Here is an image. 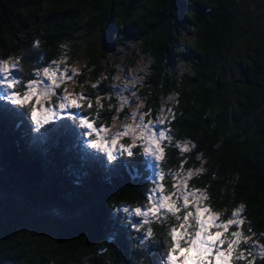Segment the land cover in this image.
Returning a JSON list of instances; mask_svg holds the SVG:
<instances>
[{"label": "trees", "instance_id": "1", "mask_svg": "<svg viewBox=\"0 0 264 264\" xmlns=\"http://www.w3.org/2000/svg\"><path fill=\"white\" fill-rule=\"evenodd\" d=\"M139 54L145 119L170 137L155 166L142 145L110 160L68 115V129L56 119L37 131L28 108L0 97V264H164L173 220L138 230L145 218L130 213L148 205L155 168L165 193L192 170L200 204L222 220L243 206L251 239L237 252L264 264L249 255L264 246V0H0V61L18 62L13 74L27 81L84 59L80 86L106 126L123 111L117 66Z\"/></svg>", "mask_w": 264, "mask_h": 264}, {"label": "snow or ice", "instance_id": "2", "mask_svg": "<svg viewBox=\"0 0 264 264\" xmlns=\"http://www.w3.org/2000/svg\"><path fill=\"white\" fill-rule=\"evenodd\" d=\"M18 67V62L0 61V97L10 101L13 105L28 108L37 131L61 114L70 116L78 121L82 128L87 129L86 135L89 137H93V133H96V137L89 141L93 149L105 152L110 160L116 159L112 150L116 147L115 138H112L111 144L107 142V138H103L104 143H98L99 133L103 129L97 128L94 122L87 117L70 111L73 108L83 107L79 101L86 97L82 93L78 94L77 99L61 96L60 102L55 105L46 107L40 104V97L55 95V88L59 87L64 79H71L69 72L73 70L61 68L58 62H53L49 67L36 70L35 76L39 77L38 79L23 81L13 74ZM34 97L36 104H32ZM120 102L123 107L129 101L126 97H122ZM37 104L40 105L39 109ZM88 107H91V104ZM38 111L47 113V115L41 119L37 115ZM131 115L134 120L138 121L136 127L141 129L145 154L157 162L163 160V150L159 145L162 140L170 139V137L165 131L158 130L151 119L145 121L144 116L138 112H133ZM159 123L162 124L164 121H159ZM130 130H134L131 125L125 126L122 134L126 135ZM123 151H126L129 156L133 155L130 146L123 148ZM182 151H189L188 146L185 145ZM199 171L202 172L203 169ZM194 174L192 170H188L186 177L174 180L171 186L172 191L165 193L162 183L164 174L160 173L156 186L147 194L148 205L143 208L137 206L134 209L135 215L145 219L138 225L132 226L139 230L151 220H173V223L169 225V241L163 253L164 264H233V260L255 264L254 260H247L242 249L237 252L241 243L247 246L251 239L244 236L240 230L244 223L241 218V213L244 211L243 206H238L233 210L230 218L222 220L219 214L212 213L210 208L200 204L201 199L207 200L206 195L200 193L198 189L188 188L187 180ZM177 175L179 176V173ZM123 211L128 213L129 209L125 207ZM182 211L183 215H180ZM231 226H236L237 230L230 232ZM153 235L152 229L147 228L146 236L152 238ZM252 250H255V254L264 261V246L253 243L250 246L249 255H252Z\"/></svg>", "mask_w": 264, "mask_h": 264}, {"label": "rangeland", "instance_id": "3", "mask_svg": "<svg viewBox=\"0 0 264 264\" xmlns=\"http://www.w3.org/2000/svg\"><path fill=\"white\" fill-rule=\"evenodd\" d=\"M61 60H63V59H61ZM147 61H148V58L145 54H139L135 64L129 65L128 63H125L124 61L121 62L120 64H118L117 67H118L119 72L122 74V76L120 78H118L117 83L114 84V86H119V87H115V91H116L117 95H115L114 98L118 100V104L116 102L115 103H116V105L119 106L120 110L123 109V111H125V108H123L124 106L123 107L121 106L120 98L126 97L129 102L126 104L127 113L122 111L121 114H119L118 117H116L114 119L113 123L110 126H106L105 124H102L101 122H99L98 116H100V115L96 114L95 109H93L92 107H88L89 104H91V106H94V104L89 99H87V100L82 99L79 101L83 105L82 108L70 109V111L74 110V111H76V113L78 115L85 116L89 120L93 121L94 125L97 128L103 129V131H101L99 133L100 139H97L98 143H104L103 138H107V142L109 144H111L112 138H115L116 147L112 150L114 151L116 157L122 155L123 153L127 154L126 151H123V148H125V147L130 146L131 151H134L135 145L136 146L142 145V148L144 150L143 140L141 137V129L136 127V124L138 123V121L134 120L133 116L131 114L133 112H138L140 115H143L144 119H145V112L143 110L144 99L142 98L141 95L136 93L137 90H135L136 89L135 85L139 82V79H140L138 71L147 63ZM84 63H85L84 59L74 61L72 66H67L66 64L63 63V61L59 62L61 68H67V69L73 70V71L69 72V75H71V79H67V86H66V88H65V90L61 96H68L69 99H77L78 94L82 93L84 95V90H83L84 88L82 86H80V79L78 77V71L81 70V67L84 65ZM50 70H53V69H50ZM38 78L39 77H36V79H38ZM88 81L91 82V80H88ZM46 83H47V81H46ZM122 87L124 90L122 89ZM85 95H84V97H85ZM53 98H54L53 95L50 97L42 96V97H40V104H43L47 107V106L58 104L60 102V98L57 99V101H55V100L52 101ZM167 100H168V98H167ZM32 104H36L35 97L32 100ZM99 104H101V103L99 102ZM36 106L39 109L40 105L37 104ZM23 108H25V107H23ZM29 113H30V111H29ZM165 113H166V111L164 110V112L162 114V118L159 121H163ZM37 115L39 118L42 119L43 116L47 115V113L38 111ZM64 115L65 114H61L52 120H56V119L59 120V122H61L62 125L65 126L66 129H68L70 126L68 127L69 123H67L65 118H62V116H64ZM100 121H102V120H100ZM145 121H146V119H145ZM128 125H131L132 129H134V130H130L129 133L126 135L122 134L125 126H128ZM156 128L158 130L165 131V128H163V126H161L160 124H156ZM57 132L59 133V132H61V130H58ZM86 132H87V129H86ZM58 135H61V133ZM95 137H96V133H93V137L88 136L87 138L91 140ZM162 141L160 142V145H159L161 149H162V146H161ZM180 144L188 146V144L186 142H183V141H181ZM153 147H155V145H153ZM147 156H149V155H147ZM148 158H149V161H151L152 165L155 166L157 164V161L154 160V158H152L151 156ZM155 170H156L157 176H159L160 171L156 168H155ZM188 170H190V169H187V168L182 169L179 173V176L178 175L176 176V180H179V179H182L183 177H186ZM158 180H159V177H157L156 182H158ZM187 185H188V188H193L190 185L189 179L187 180ZM202 193L205 194L204 192H202ZM200 203H202V199L200 200ZM130 213H131V215H134L133 210H130ZM225 247H227V245H225Z\"/></svg>", "mask_w": 264, "mask_h": 264}]
</instances>
